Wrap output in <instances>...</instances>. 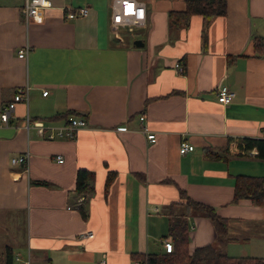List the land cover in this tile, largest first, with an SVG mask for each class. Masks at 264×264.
Masks as SVG:
<instances>
[{
  "label": "crops",
  "instance_id": "crops-1",
  "mask_svg": "<svg viewBox=\"0 0 264 264\" xmlns=\"http://www.w3.org/2000/svg\"><path fill=\"white\" fill-rule=\"evenodd\" d=\"M50 1L26 22V0H0V264L8 249L14 264H142L133 254H159L172 241L169 206L185 200L182 191L215 207L235 238L219 243L212 222L192 213L191 250L215 244L233 257L264 258V206L232 202L237 175L264 176L258 150L238 144L264 140V51L254 47L264 39V0H228L226 15H193L188 26L169 22L184 0H142L145 26L118 34L112 0ZM81 7L86 16H66ZM222 85L236 93L230 104L218 102ZM25 86L28 102L4 123V107ZM68 111L87 122L72 139L24 127L26 116L62 126L53 117ZM183 140L195 151L181 155ZM24 154L27 167L11 163ZM79 169L95 173L87 219L76 208ZM87 231L94 236L79 239Z\"/></svg>",
  "mask_w": 264,
  "mask_h": 264
},
{
  "label": "trees",
  "instance_id": "trees-1",
  "mask_svg": "<svg viewBox=\"0 0 264 264\" xmlns=\"http://www.w3.org/2000/svg\"><path fill=\"white\" fill-rule=\"evenodd\" d=\"M185 9L169 12L171 26H188L193 15H201L205 21L214 17L224 16L228 12V0H184ZM254 47L257 52L263 53L264 39L256 37ZM79 116L76 112H65L53 117L54 120H66ZM243 151L258 150V156L264 158V140L243 138L238 141ZM213 157H219L213 151H206ZM95 173L87 169H79L76 177V194L82 198L76 205L84 219L88 218L86 203L94 193ZM115 173L108 174L106 186L114 181ZM184 201L173 202L169 206V231L167 237L172 238L173 250L167 252L164 249L159 254H133L134 259L142 264H264V258L241 256L233 257L217 247L215 244H207L190 249V225L188 217L195 212L208 218L215 229L216 239L219 243L234 241L229 236L228 219L221 217L215 207L192 199L185 192H181ZM242 199H249L255 205L264 206V176L237 175L235 178V191L232 202L238 203ZM182 211L179 212V209ZM7 264H14V256L11 249L7 250Z\"/></svg>",
  "mask_w": 264,
  "mask_h": 264
},
{
  "label": "built area",
  "instance_id": "built-area-1",
  "mask_svg": "<svg viewBox=\"0 0 264 264\" xmlns=\"http://www.w3.org/2000/svg\"><path fill=\"white\" fill-rule=\"evenodd\" d=\"M52 6L50 0H26L25 5L21 10V14L25 21L28 22L31 18L38 16L41 10ZM89 12L88 7H81L77 9H69L66 16L68 18H75L76 16H86ZM147 21V7L142 0H112L111 2V28L113 32L118 34L121 29H125L130 33H133L137 28L145 26ZM29 48L25 47L19 50L18 56L20 58H27ZM177 73L184 74L185 68L180 63L175 64ZM29 87L25 86L16 91L12 102L8 103L2 113L1 120L7 123L15 110L18 103H27L29 100ZM48 91H44L43 95H47ZM236 93L231 90L227 85H222L218 89V102L223 105L230 104L235 97ZM141 122L145 121V114L139 116ZM87 126L85 118L73 117L62 126L49 127L43 122H31L30 118L26 116L25 129L36 128L40 135H45L47 139H72L75 136L77 130ZM143 131L147 133V139L150 143L157 141V135L154 132L144 127ZM195 151V146L183 140L180 144L179 152L181 155H185L189 152ZM28 154L21 155L11 159L12 164H23L27 167ZM64 160L61 156L58 157V162L62 163ZM94 236L92 231L83 232L80 234L79 239H88ZM164 247L167 252L173 250L172 241L167 240L164 242Z\"/></svg>",
  "mask_w": 264,
  "mask_h": 264
},
{
  "label": "rangeland",
  "instance_id": "rangeland-1",
  "mask_svg": "<svg viewBox=\"0 0 264 264\" xmlns=\"http://www.w3.org/2000/svg\"><path fill=\"white\" fill-rule=\"evenodd\" d=\"M196 213V216H198V217H201V218H204V219H206V220H208V218H206V217H204L201 213H199V212H195ZM207 222H209V221H207ZM210 224V223H209ZM211 228H212V226H211ZM212 230H214L213 228H212Z\"/></svg>",
  "mask_w": 264,
  "mask_h": 264
},
{
  "label": "water",
  "instance_id": "water-1",
  "mask_svg": "<svg viewBox=\"0 0 264 264\" xmlns=\"http://www.w3.org/2000/svg\"><path fill=\"white\" fill-rule=\"evenodd\" d=\"M134 44H135L136 46H143V42L140 41V40H136V41L134 42Z\"/></svg>",
  "mask_w": 264,
  "mask_h": 264
}]
</instances>
